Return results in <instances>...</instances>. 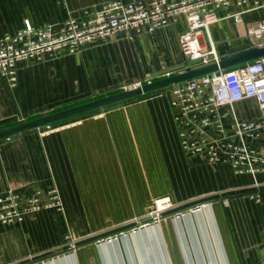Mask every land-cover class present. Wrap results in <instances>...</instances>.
Listing matches in <instances>:
<instances>
[{
  "label": "crops",
  "instance_id": "1",
  "mask_svg": "<svg viewBox=\"0 0 264 264\" xmlns=\"http://www.w3.org/2000/svg\"><path fill=\"white\" fill-rule=\"evenodd\" d=\"M113 0H0V36L26 20L61 26ZM133 1V0H121ZM263 7L234 21L236 6L200 36L218 57L264 44L248 27ZM182 15L154 31L119 35L42 61L18 63L11 88L0 77V129L163 77L196 64L182 51ZM171 85L141 96L0 139V196L22 197L56 186L63 211L28 213L0 223V264H264V171L235 172L185 153L170 104ZM256 120L254 98L220 107ZM264 147V137L254 141ZM258 194L256 200L251 195ZM169 197L159 221L147 218L155 199Z\"/></svg>",
  "mask_w": 264,
  "mask_h": 264
},
{
  "label": "built area",
  "instance_id": "2",
  "mask_svg": "<svg viewBox=\"0 0 264 264\" xmlns=\"http://www.w3.org/2000/svg\"><path fill=\"white\" fill-rule=\"evenodd\" d=\"M231 6L238 8L231 16L239 22L243 13L260 9L263 4L260 0H113L85 18L69 17L59 27L53 24L35 26L26 20L14 35L0 36V77L13 88L18 82L20 61L39 62L62 52L76 53L89 44L119 35L132 37L142 29L151 32L179 15L187 22L186 31L179 36L183 53L196 63L218 62L212 47L206 51L202 49L200 36L219 19L217 12L220 9ZM248 33L262 37L264 22L248 27ZM151 81L153 79L148 77L126 89L141 87ZM246 98L256 100L259 118L239 120L230 109L231 125L226 130L223 125L226 114L219 111L220 107L231 106ZM170 104L176 108L173 119L185 153L210 164L227 163L235 172L254 175L264 171V147L254 144L264 137V56L232 70L219 68L172 84ZM25 120L20 117L18 123ZM47 127L51 128L52 124ZM251 196L259 199L257 193ZM170 207L169 197L155 199L148 216L159 221L163 211ZM47 209L63 211L62 198L55 185L46 191H31L23 197L10 190L0 196V223L19 222L28 213Z\"/></svg>",
  "mask_w": 264,
  "mask_h": 264
},
{
  "label": "water",
  "instance_id": "3",
  "mask_svg": "<svg viewBox=\"0 0 264 264\" xmlns=\"http://www.w3.org/2000/svg\"><path fill=\"white\" fill-rule=\"evenodd\" d=\"M262 56H264V44H259L233 52L220 59L218 62L209 61L207 63H196L187 69L181 67L178 72L169 70L163 73V77L156 78L149 83L143 84L141 87L123 89L118 92L94 98L90 101H86L75 106H71L31 120H25L21 123L0 129V139L26 130L91 113L101 108L112 106L146 93L154 92L174 83L199 77L203 74L216 71L219 68L223 69L224 71L232 70L247 61H252Z\"/></svg>",
  "mask_w": 264,
  "mask_h": 264
},
{
  "label": "trees",
  "instance_id": "4",
  "mask_svg": "<svg viewBox=\"0 0 264 264\" xmlns=\"http://www.w3.org/2000/svg\"><path fill=\"white\" fill-rule=\"evenodd\" d=\"M93 112H95V111H93ZM92 113V112H91ZM88 114V113H87ZM61 122V121H60ZM58 123V122H57ZM54 124V123H53Z\"/></svg>",
  "mask_w": 264,
  "mask_h": 264
},
{
  "label": "rangeland",
  "instance_id": "5",
  "mask_svg": "<svg viewBox=\"0 0 264 264\" xmlns=\"http://www.w3.org/2000/svg\"><path fill=\"white\" fill-rule=\"evenodd\" d=\"M147 218H149V216L147 215Z\"/></svg>",
  "mask_w": 264,
  "mask_h": 264
}]
</instances>
